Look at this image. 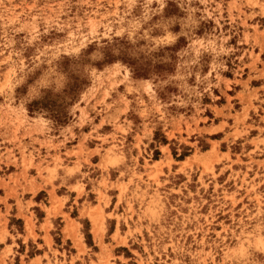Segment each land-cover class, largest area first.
<instances>
[{
  "label": "rangeland",
  "instance_id": "1",
  "mask_svg": "<svg viewBox=\"0 0 264 264\" xmlns=\"http://www.w3.org/2000/svg\"><path fill=\"white\" fill-rule=\"evenodd\" d=\"M262 260L264 0H0V264Z\"/></svg>",
  "mask_w": 264,
  "mask_h": 264
},
{
  "label": "snow or ice",
  "instance_id": "2",
  "mask_svg": "<svg viewBox=\"0 0 264 264\" xmlns=\"http://www.w3.org/2000/svg\"><path fill=\"white\" fill-rule=\"evenodd\" d=\"M161 35L163 36V32H161ZM178 39V36L176 34H172L170 36L164 37L163 41H159V42H164V43H172L174 41H176ZM127 51H121L120 55L124 56V55H129V56H135L137 55V50L127 47ZM76 71L75 66H73L72 68L68 69V74L71 75L72 72ZM261 264H264V260L261 261Z\"/></svg>",
  "mask_w": 264,
  "mask_h": 264
},
{
  "label": "crops",
  "instance_id": "3",
  "mask_svg": "<svg viewBox=\"0 0 264 264\" xmlns=\"http://www.w3.org/2000/svg\"><path fill=\"white\" fill-rule=\"evenodd\" d=\"M34 233H35V230H34ZM29 239V238H28Z\"/></svg>",
  "mask_w": 264,
  "mask_h": 264
}]
</instances>
